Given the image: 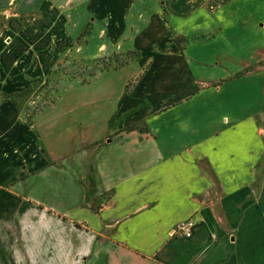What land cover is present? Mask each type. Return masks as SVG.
Masks as SVG:
<instances>
[{
  "label": "crops",
  "instance_id": "1",
  "mask_svg": "<svg viewBox=\"0 0 264 264\" xmlns=\"http://www.w3.org/2000/svg\"><path fill=\"white\" fill-rule=\"evenodd\" d=\"M134 1L88 0L112 50L125 38L127 51L141 55L135 74L145 68L128 92L110 87L93 96L88 114L78 101L67 113L27 121L7 97L26 78L13 74L10 52L1 50L0 264H264V115L218 113L221 92L229 87L227 98H239L254 75L264 79V65L197 80L158 13L128 37ZM182 1L163 3L174 36L180 20L197 22V9L233 2ZM49 6L0 0L17 16ZM257 55L256 65L264 48ZM102 99L106 112L97 108ZM141 123L143 130L130 128ZM92 201L95 209L84 205ZM187 219L191 237L172 234Z\"/></svg>",
  "mask_w": 264,
  "mask_h": 264
},
{
  "label": "rangeland",
  "instance_id": "2",
  "mask_svg": "<svg viewBox=\"0 0 264 264\" xmlns=\"http://www.w3.org/2000/svg\"><path fill=\"white\" fill-rule=\"evenodd\" d=\"M50 1L54 6L44 13L36 10L17 16L11 7L0 8V52L2 49L10 52L8 64L13 74L26 78L23 87L8 96H0H7L20 106L29 122L42 112L67 113L78 101L82 102L79 113L93 112L96 105L89 103L93 96L110 87L113 90L124 86L128 92L145 70L142 68L135 74L138 67L134 62L141 55L127 51L125 38L121 50H112L103 24L94 21L88 13V0ZM163 3L164 0H135L126 16L133 24V30H127L128 37L145 28L158 13L169 42L181 52L184 50L192 61L197 80H207L209 76L228 78V72H239L236 76L259 72L264 65V57L256 65V51L264 48V0H233L215 12L201 7L194 16L197 22L180 20L181 30H174L180 36L172 35ZM13 19L20 23L15 24L19 32L17 39L8 35ZM213 64H218L217 69L211 68ZM253 79L256 83L249 89L243 88L235 100L227 98L229 87L226 94L221 92L219 103L223 107L219 108V116L233 113L237 119H244L253 114L264 115V79L261 80L260 72ZM103 80L107 81L105 85L98 84ZM102 100L97 108L106 112V100ZM139 127L144 128L142 123L130 128ZM84 205L94 208L97 204L92 201ZM180 224L191 225L192 230L194 221L187 219Z\"/></svg>",
  "mask_w": 264,
  "mask_h": 264
},
{
  "label": "built area",
  "instance_id": "3",
  "mask_svg": "<svg viewBox=\"0 0 264 264\" xmlns=\"http://www.w3.org/2000/svg\"><path fill=\"white\" fill-rule=\"evenodd\" d=\"M174 233H181L183 237L185 238H190L191 237V225H184V224H179Z\"/></svg>",
  "mask_w": 264,
  "mask_h": 264
}]
</instances>
